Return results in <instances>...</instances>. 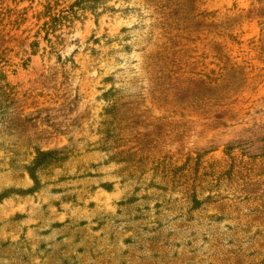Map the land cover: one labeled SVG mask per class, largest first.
<instances>
[{
	"label": "rangeland",
	"instance_id": "1",
	"mask_svg": "<svg viewBox=\"0 0 264 264\" xmlns=\"http://www.w3.org/2000/svg\"><path fill=\"white\" fill-rule=\"evenodd\" d=\"M0 264H264V0H0Z\"/></svg>",
	"mask_w": 264,
	"mask_h": 264
},
{
	"label": "trees",
	"instance_id": "2",
	"mask_svg": "<svg viewBox=\"0 0 264 264\" xmlns=\"http://www.w3.org/2000/svg\"><path fill=\"white\" fill-rule=\"evenodd\" d=\"M52 154V152H44V151H38L37 152V158L35 159V163L33 165H40V163L47 157H49Z\"/></svg>",
	"mask_w": 264,
	"mask_h": 264
}]
</instances>
